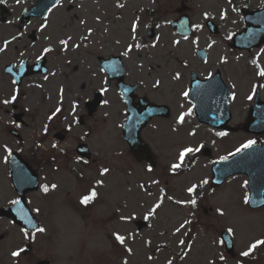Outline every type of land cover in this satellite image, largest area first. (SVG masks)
Masks as SVG:
<instances>
[{
  "label": "rangeland",
  "instance_id": "1",
  "mask_svg": "<svg viewBox=\"0 0 264 264\" xmlns=\"http://www.w3.org/2000/svg\"><path fill=\"white\" fill-rule=\"evenodd\" d=\"M31 1L13 0V13L20 17L21 9ZM243 1L59 0L42 20H32L15 59L22 63L25 56L32 60L45 57L49 71L26 77L20 91L15 84L5 88L9 107L19 104L29 125L20 131L22 136L12 138L2 129L12 126L15 130V123L11 117L0 116V147L5 135L14 148L23 146L24 151L31 146L44 148L41 145L51 142L83 140L97 162L80 163L81 194L86 196L94 189L96 195L92 206L83 209L76 205L75 210L63 204L66 195L62 187L50 191L44 202L38 200V192L29 195L40 204L37 219L44 231L27 233L2 220L0 264H33L40 258L53 264H264V245L248 256L241 255L256 240H264V206H247L246 176L234 174L220 186L210 184L214 161L242 149L248 141L256 139L264 144V134L225 132L198 122L193 104L184 95L191 71L204 76L218 69L224 72V81L232 83L229 124L242 125L257 86L264 101V48L227 51L230 35L243 26L237 4ZM259 1L249 0L252 7L261 4ZM183 4L187 7L183 13L194 28L185 38L170 27ZM208 17L220 27L217 35L205 28ZM32 28L38 35L36 42L26 36ZM196 47L207 50L205 64L197 61ZM110 55L121 57L124 81L140 85L137 95L170 108L167 119L151 120L142 132L156 155L155 166L136 160L122 140L120 128L126 107L114 81L106 85L98 60V56ZM5 59L7 63L13 59L8 50ZM95 89L102 91L103 100L88 128L78 126L77 113L73 119L62 109L57 120L60 131L67 130L66 138L43 132L38 120L41 105L53 100L68 105L70 98L87 97ZM182 113L184 120L177 123ZM205 146L211 148L210 157L202 154ZM185 148L200 150L181 161ZM173 164L180 167L173 169ZM104 169L108 171L104 173ZM139 219L147 224L137 230L134 222ZM223 229L231 230L236 257L225 253L219 234ZM117 236L124 238L122 243ZM26 245L31 246L28 252L23 249ZM21 249L19 256L12 255Z\"/></svg>",
  "mask_w": 264,
  "mask_h": 264
},
{
  "label": "flooded vegetation",
  "instance_id": "2",
  "mask_svg": "<svg viewBox=\"0 0 264 264\" xmlns=\"http://www.w3.org/2000/svg\"><path fill=\"white\" fill-rule=\"evenodd\" d=\"M12 1L13 0H2V2H0V116L1 117L3 116L11 117L12 118L11 121L15 123V126H16L15 130H13L12 126H6L5 130L1 128L2 133L5 132L8 135H11L13 138L14 136L13 132L22 136L20 134V131L23 130V127H25V125H29V122L26 116V112H24L21 109L19 104L14 102L13 105L9 107L8 99H6V89H7L6 87L8 85H13L14 80H13V77L7 73V70H8L7 66L11 65L13 70L18 71L19 70L18 68L22 65L24 59H27L28 67H34V64H35L34 62L37 59L32 60V57L25 56L22 63H20L18 59H15L16 55L19 52L18 48H21L22 37L25 35L26 33L25 31L27 27L34 19H31V21L24 24V26L20 28V25H19L20 17L15 15V13H13L14 4L12 3ZM33 1L34 0H32L31 4L25 6L24 8L26 9L30 8L31 5L34 4ZM259 3L261 4H259L258 6H254V7L251 6L249 0H244L241 3H237L239 5L238 10L240 12L238 13L242 16L241 12L244 10H248V11L258 10L259 8L264 6V0H260ZM3 7H5V11L3 14L4 17L2 15ZM24 8H22L20 14L26 10ZM206 20H212L213 22L216 23V21L211 17L206 18ZM216 24L219 27L218 23ZM219 31H220V27H219ZM3 36H5L6 39H4ZM227 48H228L227 51L228 52L230 51L232 53H235V52L240 53V52H247V51L251 52L253 51V49H255L256 51H259L264 48V43L261 44V46L257 48H252L250 50L240 49V48L238 49L237 47H234L233 45H231V37H230V43L228 44ZM6 50H8L10 54H12V58H13L11 59L9 63H7V60L5 59ZM195 57H197L196 54H195ZM207 59H208V54H207L205 61H200L198 58H197V61L199 60L200 62L205 64L208 61ZM220 60H224V58H220ZM46 63H47V59H45V63H44L46 71L42 75H45L49 71V68L46 67ZM196 73L198 74V72ZM262 73H263V70H262ZM30 76H34V75H30ZM191 76L192 74L190 73L187 79L188 83L190 82ZM198 76L203 79H206L208 77L209 78L216 77L217 80L215 81L217 82H220V81L222 82L226 80L224 72L218 69L209 70L206 72V75L203 76V75L198 74ZM8 79H10L11 82ZM24 80L25 78L23 77L21 85H23ZM21 85L16 87L18 91H20L19 88L21 87ZM231 85H232L231 82L228 83L227 85L228 87H225L224 85H222L224 89L230 92L229 102L233 94L229 88L231 87ZM256 89L260 90L259 86H257L254 89V91ZM259 92L261 94V90ZM211 93L212 94L209 95L207 91L204 92L203 98L205 100L208 99V101L205 102V104L207 105L209 104L210 101L216 98L213 93V89H211ZM92 94L93 93L89 94V96L84 97V98L83 97L70 98L71 100L68 103V105H64V101L60 102L57 100L49 101L48 103H46L45 106L41 105L40 109L38 110L39 111L38 120L42 123L43 132L46 133L47 135V133L51 131L52 133H54V136L57 137L58 139L60 136H62L60 139L66 138L67 130L60 131L62 127H61L60 121L57 120V115L62 109H65V111L67 109L70 112L73 119H74V115L77 113L78 118L76 119V121L78 123V126L82 128H88L90 118L92 117L93 113L96 112L97 108H100L101 103H102L100 102V105H98V107L95 108V111L89 114V111L91 109L87 107V102L90 101ZM17 95H19V93H17ZM187 98H188V94H187ZM148 99L150 98L148 97ZM57 109H59V111H57ZM160 119L161 121L164 120L163 118H160ZM81 142H84V141L75 140L74 143L70 142V144L66 142H59V143L51 142L48 144L41 145L44 148H38V146L37 147L31 146L28 150L24 151L23 146H16L14 148L13 145H11L12 141L9 140L5 135V142L1 144L3 147L2 146L0 147V207H6L7 205H11L18 200L17 199L18 191L12 186L11 169L9 167L10 152H18V154H20V156H22L23 159L33 167L39 179H45L47 180V182L52 183L50 187H46L45 184H41L40 188L42 187L43 189L47 188L48 190L46 192H50L52 190H56L62 187V191L64 195L66 196L68 195L69 191L73 190L74 195H76V198L78 197L77 199L75 198V200L73 201L72 203L73 207L76 208V205H77L84 209V207L90 206V204H86V206H84V204L81 202L83 199V194H81L82 187L79 185V183L81 182L79 166H80V163H83L86 165L87 164L92 165V164H95L97 161L95 157L93 156V153H91L90 149L89 151L91 155L88 160H85L82 157H80L78 153V145ZM99 172H101V170H99L98 173ZM71 180L73 181V183L72 185H69V182H71ZM53 185H55V187H53ZM90 192H94V189H92ZM29 193L30 192H28V194ZM28 199L29 200L27 201L26 199V201L29 204L28 206L30 207V210H32L33 213L38 214V212L42 210L38 202L35 199H32L31 197H28ZM5 219H7V217H5L4 215L0 216V222Z\"/></svg>",
  "mask_w": 264,
  "mask_h": 264
},
{
  "label": "water",
  "instance_id": "3",
  "mask_svg": "<svg viewBox=\"0 0 264 264\" xmlns=\"http://www.w3.org/2000/svg\"><path fill=\"white\" fill-rule=\"evenodd\" d=\"M58 0H36L35 6H32L31 9L24 13V16L21 19L27 21L31 16H36L41 18L45 11L51 8ZM246 27L243 31L239 32L237 35V43L244 45L250 49L251 46H259L264 42V9L260 11L249 12V14H244ZM211 21H207V26H212ZM171 26L175 27L179 33L182 35H189L191 28H189V20L173 21ZM211 30L215 29L212 26ZM199 56L204 59L205 51L197 50ZM43 64L41 61L39 63ZM101 65L103 69L107 72L108 76L116 77L117 85L120 87L123 97L126 98V107H127V118L128 120L123 123V138L127 140L129 144L130 151L138 160L150 161L151 164H155V158L151 151L148 149L147 144H145L142 139H140L139 132L141 128L145 125L148 118L150 119L155 114H159L163 117H166L169 114V109L166 106H149L145 107L143 111H138L135 107L132 106L131 101L132 96L130 91L124 86V70L123 64L120 61L119 57L111 56L108 60L101 58ZM9 69V68H8ZM34 70H38L34 68ZM23 69L21 74H28L35 71ZM10 71V69H9ZM192 82V88L190 91V97L193 99L195 107V114L198 115L201 121L207 122L219 128L230 129L226 123L230 119L231 114H229L228 108V98L229 92L223 88V83L213 81V79L208 80L207 82H201L196 80L194 75ZM134 87H132L133 90ZM211 89L215 95V99L210 101L209 104H205L204 92L207 91L211 95ZM96 101L93 102L95 104ZM249 117L243 125V129L250 133H263L264 132V102L259 101L258 95L254 99L253 106L249 110ZM205 155L210 154V150L205 148L203 150ZM18 159V158H17ZM213 177L212 185H220L224 182L225 178L234 175L236 173L246 174L248 178V205L251 208H258V206L264 205V146L258 143L251 145L249 148H244L241 152L233 155L232 158L216 162L212 166ZM14 185L16 188L20 189L19 186L25 185L23 180L19 176V172L14 176ZM22 194L20 191V210L21 212L14 219V221L20 222L27 229L33 228V225L36 224V221L32 217L29 211H24L22 208ZM7 213V210L0 211ZM8 213H12L11 211ZM144 225L143 221L136 223V226L141 228ZM226 238H224V243L226 244V250L232 254L233 244L231 243L230 236L226 233Z\"/></svg>",
  "mask_w": 264,
  "mask_h": 264
},
{
  "label": "snow or ice",
  "instance_id": "4",
  "mask_svg": "<svg viewBox=\"0 0 264 264\" xmlns=\"http://www.w3.org/2000/svg\"><path fill=\"white\" fill-rule=\"evenodd\" d=\"M0 2H2V0H0ZM133 29H135V25H133ZM61 43H65V42L62 41ZM129 50H131V46H130ZM45 51H48V49H45ZM124 54L127 55V52H125ZM261 75H264V73H261ZM177 78H179V77L177 76ZM184 95L187 96V93H184ZM249 99H251V97H249ZM57 111H59V109H57ZM183 120H184V114L182 113V114L180 115V117H179L177 123H181V122H183ZM219 135H223V133H219ZM253 143H254V141H248L246 144L242 145V148H245V149H246V148H249V147H251V145H252ZM199 150H200L199 148H196V149H193V148H185V149L180 153V159H181V161H183V159L185 158V156H186L187 154H190V153H192L193 151H197V152H198ZM236 151L239 152V151H241V149L238 148ZM222 159H226V157H222ZM178 167H180L179 164H173V165H172V168H173V169H176V168H178ZM103 171H104V173H106V172L108 171V169H104ZM53 187H55V185H53ZM47 190H48L47 188H44V191H45V192H46ZM188 191H189V192H192L193 189H192V188H189ZM95 195H96V193H95V192H92L90 195H86V196H84L81 202L84 203V204H87L89 201H91V200L95 197ZM193 203H195V202L193 201ZM156 207L158 208L159 205H157ZM153 211H155V209H153ZM146 218H147V217H146ZM180 227L183 228L184 225H181ZM37 231L42 232V231H44V229H43V228H38ZM179 231H180V228H177V232H179ZM229 231L231 232V230H229ZM116 239H117L118 241H120L121 243H122L123 240H124V238L121 237V236H117ZM181 243L183 244L184 241H181ZM261 245H264V240H256L254 243H252V244L249 246L248 251H244V252H242L241 255H242V256H248V255H249L254 249H256L257 247H259V246H261ZM22 251H23V249H21V250L18 251V252H13L12 255H13L14 257L19 256L20 253H21Z\"/></svg>",
  "mask_w": 264,
  "mask_h": 264
}]
</instances>
